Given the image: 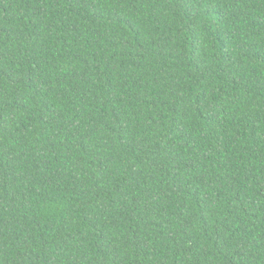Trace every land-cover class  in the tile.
Instances as JSON below:
<instances>
[{"label":"trees","instance_id":"obj_1","mask_svg":"<svg viewBox=\"0 0 264 264\" xmlns=\"http://www.w3.org/2000/svg\"><path fill=\"white\" fill-rule=\"evenodd\" d=\"M0 264H264V0H0Z\"/></svg>","mask_w":264,"mask_h":264}]
</instances>
